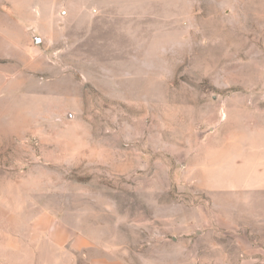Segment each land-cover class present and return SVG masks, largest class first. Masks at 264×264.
I'll return each mask as SVG.
<instances>
[{
    "label": "rangeland",
    "instance_id": "rangeland-1",
    "mask_svg": "<svg viewBox=\"0 0 264 264\" xmlns=\"http://www.w3.org/2000/svg\"><path fill=\"white\" fill-rule=\"evenodd\" d=\"M2 10L4 223L50 211L111 262L264 264V179L227 155L264 147V0Z\"/></svg>",
    "mask_w": 264,
    "mask_h": 264
},
{
    "label": "crops",
    "instance_id": "crops-1",
    "mask_svg": "<svg viewBox=\"0 0 264 264\" xmlns=\"http://www.w3.org/2000/svg\"><path fill=\"white\" fill-rule=\"evenodd\" d=\"M16 2L17 0H0V20L4 15L10 18L3 12V4ZM23 18L34 19V16L24 15ZM2 67L0 63V97L2 94L9 95L10 92L9 84L4 82ZM237 140L233 151L227 152L229 158L234 153L230 159L235 162L229 172L236 175L232 178L246 181L264 179V160H258L264 159V147L254 151L250 146L244 145L242 140ZM1 141L0 125V143ZM238 159L246 160L241 162ZM93 248L94 244L88 236L50 211H41L36 215L32 213L30 216L25 211L17 222H12L11 219L4 223L3 206L0 205V264H78L81 259L86 264H125L100 257L92 252Z\"/></svg>",
    "mask_w": 264,
    "mask_h": 264
},
{
    "label": "water",
    "instance_id": "water-1",
    "mask_svg": "<svg viewBox=\"0 0 264 264\" xmlns=\"http://www.w3.org/2000/svg\"><path fill=\"white\" fill-rule=\"evenodd\" d=\"M41 39L39 37H35V42H39Z\"/></svg>",
    "mask_w": 264,
    "mask_h": 264
}]
</instances>
